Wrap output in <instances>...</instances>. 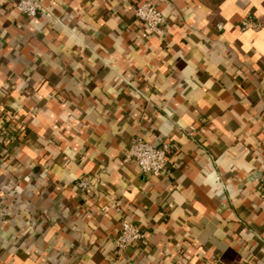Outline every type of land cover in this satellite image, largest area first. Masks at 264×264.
Returning <instances> with one entry per match:
<instances>
[{
    "label": "crops",
    "instance_id": "crops-1",
    "mask_svg": "<svg viewBox=\"0 0 264 264\" xmlns=\"http://www.w3.org/2000/svg\"><path fill=\"white\" fill-rule=\"evenodd\" d=\"M16 2L0 0V114L21 129L0 151V264H264V0H40L34 18ZM145 2L162 36L140 37ZM137 138L176 146L165 173L123 163ZM124 218L144 248L117 251Z\"/></svg>",
    "mask_w": 264,
    "mask_h": 264
},
{
    "label": "built area",
    "instance_id": "built-area-1",
    "mask_svg": "<svg viewBox=\"0 0 264 264\" xmlns=\"http://www.w3.org/2000/svg\"><path fill=\"white\" fill-rule=\"evenodd\" d=\"M15 8L19 14L27 18H34L41 9L40 0H17ZM136 21L143 24L146 31L140 34L142 39L155 34L163 35L164 17L162 13L150 2H145L134 9ZM249 22L244 21L242 25L247 27ZM13 116L0 114V151L4 146L7 147L20 136V128H14L11 124ZM11 124V125H10ZM176 146L173 143L161 142L153 145L140 138L134 139L122 156L123 163H134L142 174L151 177H157L167 171L169 158L175 153ZM76 188L85 192L90 189V183L87 178H80L76 182ZM258 190L260 196L264 199V176L259 180ZM114 246L118 252H124L127 249L136 250L144 248L147 243L146 233L138 226L126 218L120 222V229L114 238Z\"/></svg>",
    "mask_w": 264,
    "mask_h": 264
},
{
    "label": "trees",
    "instance_id": "trees-1",
    "mask_svg": "<svg viewBox=\"0 0 264 264\" xmlns=\"http://www.w3.org/2000/svg\"><path fill=\"white\" fill-rule=\"evenodd\" d=\"M202 4H204L208 8H216L219 6L224 0H199Z\"/></svg>",
    "mask_w": 264,
    "mask_h": 264
}]
</instances>
